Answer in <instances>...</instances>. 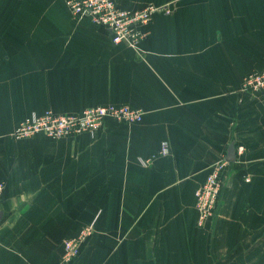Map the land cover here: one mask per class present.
<instances>
[{
    "label": "crops",
    "instance_id": "1",
    "mask_svg": "<svg viewBox=\"0 0 264 264\" xmlns=\"http://www.w3.org/2000/svg\"><path fill=\"white\" fill-rule=\"evenodd\" d=\"M115 2L160 8L138 48L65 0H0V264H264V100L241 90L264 71V0ZM100 105L143 120L13 138L34 113ZM232 143L200 227L196 191ZM70 239L80 252L64 263Z\"/></svg>",
    "mask_w": 264,
    "mask_h": 264
},
{
    "label": "built area",
    "instance_id": "2",
    "mask_svg": "<svg viewBox=\"0 0 264 264\" xmlns=\"http://www.w3.org/2000/svg\"><path fill=\"white\" fill-rule=\"evenodd\" d=\"M71 13L76 18L89 16L93 24L103 29L110 36L113 44H126L138 48L145 39L143 27L149 25L159 7L150 4L139 9H124L115 0H65ZM169 13V11H167ZM243 92L264 100V71L251 72L243 79ZM144 111L128 105H100L85 109L81 113L59 115L52 110L43 114H32L18 126L13 133L16 140L31 138L37 134H45L51 139L93 134L98 131L106 120L112 119L125 124H135L143 120ZM244 148H238L243 154ZM170 149L167 142L163 143L158 156H169ZM153 158L142 161L144 165ZM230 162L221 158L211 168L204 184L196 191V209L199 226L216 214L223 188V178L230 166ZM5 186L0 183V202L3 199ZM93 232V225L85 228L81 237L85 239ZM80 239H70L65 242L64 263L74 261L80 252Z\"/></svg>",
    "mask_w": 264,
    "mask_h": 264
},
{
    "label": "water",
    "instance_id": "3",
    "mask_svg": "<svg viewBox=\"0 0 264 264\" xmlns=\"http://www.w3.org/2000/svg\"><path fill=\"white\" fill-rule=\"evenodd\" d=\"M227 160L229 162H234L236 160V149L234 147V143H232L228 149Z\"/></svg>",
    "mask_w": 264,
    "mask_h": 264
},
{
    "label": "trees",
    "instance_id": "4",
    "mask_svg": "<svg viewBox=\"0 0 264 264\" xmlns=\"http://www.w3.org/2000/svg\"><path fill=\"white\" fill-rule=\"evenodd\" d=\"M101 30H103V29H101ZM104 31V30H103Z\"/></svg>",
    "mask_w": 264,
    "mask_h": 264
}]
</instances>
